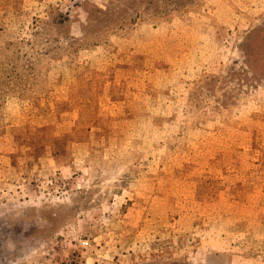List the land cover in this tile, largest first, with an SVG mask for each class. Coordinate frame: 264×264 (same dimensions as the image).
<instances>
[{"label": "rangeland", "instance_id": "rangeland-1", "mask_svg": "<svg viewBox=\"0 0 264 264\" xmlns=\"http://www.w3.org/2000/svg\"><path fill=\"white\" fill-rule=\"evenodd\" d=\"M0 264H264V0H0Z\"/></svg>", "mask_w": 264, "mask_h": 264}]
</instances>
